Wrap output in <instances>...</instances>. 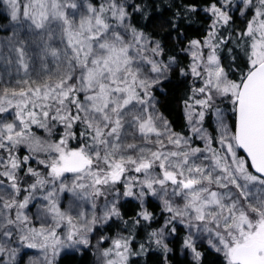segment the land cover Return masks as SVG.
Masks as SVG:
<instances>
[{
    "label": "snow or ice",
    "instance_id": "snow-or-ice-1",
    "mask_svg": "<svg viewBox=\"0 0 264 264\" xmlns=\"http://www.w3.org/2000/svg\"><path fill=\"white\" fill-rule=\"evenodd\" d=\"M0 19V264H264V0Z\"/></svg>",
    "mask_w": 264,
    "mask_h": 264
},
{
    "label": "trees",
    "instance_id": "trees-1",
    "mask_svg": "<svg viewBox=\"0 0 264 264\" xmlns=\"http://www.w3.org/2000/svg\"><path fill=\"white\" fill-rule=\"evenodd\" d=\"M0 23H6V22L3 21L2 19H0ZM189 34L190 35L195 34L194 28L189 29ZM4 35H5V33L0 32V37H2ZM162 110L165 111V114L168 115L170 119L179 121V112L175 108V105L169 103V100H167V99L162 100ZM177 127H179V124L177 125ZM73 264H75V262H73Z\"/></svg>",
    "mask_w": 264,
    "mask_h": 264
},
{
    "label": "rangeland",
    "instance_id": "rangeland-1",
    "mask_svg": "<svg viewBox=\"0 0 264 264\" xmlns=\"http://www.w3.org/2000/svg\"><path fill=\"white\" fill-rule=\"evenodd\" d=\"M33 211H35V209H33Z\"/></svg>",
    "mask_w": 264,
    "mask_h": 264
}]
</instances>
